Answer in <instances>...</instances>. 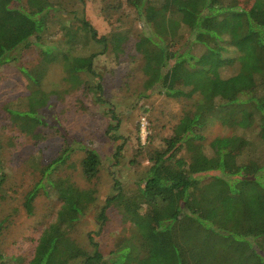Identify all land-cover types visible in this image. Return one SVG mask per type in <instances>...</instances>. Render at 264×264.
Listing matches in <instances>:
<instances>
[{"label": "trees", "instance_id": "16d2710c", "mask_svg": "<svg viewBox=\"0 0 264 264\" xmlns=\"http://www.w3.org/2000/svg\"><path fill=\"white\" fill-rule=\"evenodd\" d=\"M148 1L128 0L142 22L140 33L129 35L149 41L142 51H137L143 60L145 89L173 96L169 85L173 70L180 64V79L189 84L186 90L199 99L194 109L178 121L174 128L178 138L167 150L141 147L137 151L132 165L139 166L146 150L149 166L137 183V191L127 196L120 208L124 220L135 225V233L121 239L108 256L100 251L93 237L90 236L92 251L71 237L72 230L98 198L94 188H80L69 178L51 177L67 165L75 150L66 139L65 148L42 169L40 181L25 196L24 207L29 215H33V204L41 189L62 202L55 222L43 231L29 264H264V0H254L256 13L241 7L240 0H180L188 5L181 12L169 14L153 6L145 14ZM28 6L29 17L35 19L34 30L21 42L22 49L37 46L42 59L31 69L20 67L29 82L33 111L7 108L10 119L22 133L38 137L35 130L44 125L42 112L51 105V96L58 95L43 90V79L49 66L59 63L68 93L90 92L102 106H111L108 114L112 122L107 133L120 140L111 134L120 129L121 121L114 106L103 98V85L90 89L83 77V73L97 75V55L91 53L83 58L72 53L77 44L83 42L87 47L95 42V34L63 25L64 43L72 47L65 50L48 46L41 42L42 35L57 6L50 0H33ZM182 23L190 27L187 44L182 50H170L169 43L183 37L179 34ZM32 36L35 41H31ZM100 42L101 54L117 49L115 40L110 42L105 37ZM196 46L208 50L212 54L208 59L214 58L222 66L227 64L222 61L223 52L228 47L235 48L240 56L233 65V74L215 80L206 65L195 63L192 51ZM17 60L15 48L4 49L0 67ZM239 114L240 120L236 119ZM224 118L230 119L228 125L233 127L244 125L246 132H233L224 138L219 154L206 156L197 143L203 140V132L213 120L224 122ZM80 144L79 149L85 152L81 171L85 180L93 183L103 162L95 149ZM124 147L125 143L116 149L115 161L123 155ZM185 151L188 156L183 154ZM196 165L202 170L193 169ZM205 178H209L207 183ZM4 183L5 175L1 173L0 191ZM111 201L98 216L100 232L108 221Z\"/></svg>", "mask_w": 264, "mask_h": 264}, {"label": "rangeland", "instance_id": "374dc122", "mask_svg": "<svg viewBox=\"0 0 264 264\" xmlns=\"http://www.w3.org/2000/svg\"><path fill=\"white\" fill-rule=\"evenodd\" d=\"M30 1L33 0H0V56L4 49L13 48L18 56L17 61L0 67V174L5 175V183L0 191V264H29L43 231L55 222L62 202L52 193L48 196L44 189L40 190L33 204V215L27 213L24 202L26 194L40 181L42 169L60 154L67 140L75 150L67 165L59 172H53L51 177L69 178L80 188H94L98 198L72 230L71 237L88 251L93 249L90 236L93 237L100 251L108 256L121 239L130 238L135 233V225L124 220L120 208L124 199L137 191V183L149 166L146 150L139 159V166L132 165L137 151L141 147L161 152L167 150L178 138L174 131L178 121L194 109L199 98L186 90L189 84L180 79L183 69L180 64L173 70L169 85L173 96L166 91L159 93L145 89L143 60L138 52L149 41L144 37L138 39L136 34L129 35V32L139 34L142 22L128 0H50L57 7L48 18L41 42L67 50L72 46L64 43L63 25L80 33L92 30L96 41L87 47L83 42L77 44L72 53L83 58H88L91 53L97 55L94 60L97 75L83 73V77L90 89L99 83L103 85V98L114 106L121 121L120 129L111 134L115 133L120 140H114L107 133L112 122L108 114L111 106H102L90 92L72 90L68 93L66 89L69 86L63 80L64 71L59 63L51 64L43 79V90L57 92L58 95L51 96V105L42 112L44 125L35 130L38 137L22 133L6 109L28 108L33 111L29 82L20 70L21 66L31 69L42 59L37 46L22 49L21 45L34 30L32 21L35 19L28 15ZM240 5L253 13L258 9L254 0H240ZM153 6L167 10L169 14L188 7L180 0L165 3L150 0L145 14ZM189 33L190 27L182 23L179 34L183 37L170 42V50H182ZM105 37L110 42L115 40L116 51L110 49L101 54L103 45L100 40ZM35 39V36L31 37V41ZM192 53L197 58L195 63L206 65L215 80L220 81L233 74V65L240 56L235 48L228 47L222 57L227 64L222 66L214 58L208 59L212 54L202 46L193 47ZM232 60L233 64L230 63ZM241 117L239 114L236 119L240 120ZM229 120H213L203 132V140L197 144L206 156L219 154L224 138L230 137L233 132H246H243L244 125H228ZM80 143L95 149L103 162L100 175L93 183H88L81 171L85 152L79 149ZM124 143L123 155L119 161H115L113 156L116 149ZM183 154L188 156L186 151ZM193 169L202 170L197 165ZM208 181L209 178H205L204 182ZM109 200L112 201L107 209L108 221L100 232L98 216Z\"/></svg>", "mask_w": 264, "mask_h": 264}]
</instances>
